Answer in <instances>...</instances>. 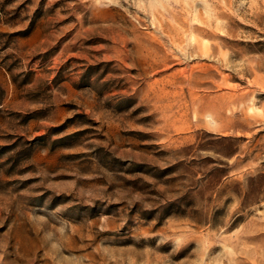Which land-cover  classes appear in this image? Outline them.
<instances>
[{"label": "rangeland", "instance_id": "374dc122", "mask_svg": "<svg viewBox=\"0 0 264 264\" xmlns=\"http://www.w3.org/2000/svg\"><path fill=\"white\" fill-rule=\"evenodd\" d=\"M0 264H264V0H0Z\"/></svg>", "mask_w": 264, "mask_h": 264}]
</instances>
